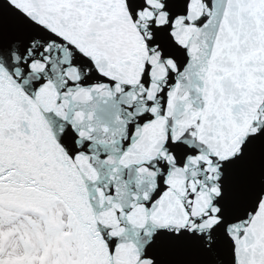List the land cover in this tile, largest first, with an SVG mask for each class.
<instances>
[{
	"label": "snow or ice",
	"instance_id": "obj_1",
	"mask_svg": "<svg viewBox=\"0 0 264 264\" xmlns=\"http://www.w3.org/2000/svg\"><path fill=\"white\" fill-rule=\"evenodd\" d=\"M0 264H264V0H0Z\"/></svg>",
	"mask_w": 264,
	"mask_h": 264
}]
</instances>
